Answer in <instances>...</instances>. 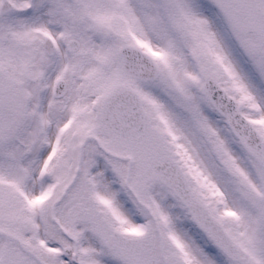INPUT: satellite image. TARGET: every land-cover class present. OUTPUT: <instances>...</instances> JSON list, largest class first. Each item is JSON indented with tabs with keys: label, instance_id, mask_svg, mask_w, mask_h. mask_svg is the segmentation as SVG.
<instances>
[{
	"label": "snow or ice",
	"instance_id": "obj_1",
	"mask_svg": "<svg viewBox=\"0 0 264 264\" xmlns=\"http://www.w3.org/2000/svg\"><path fill=\"white\" fill-rule=\"evenodd\" d=\"M0 264H264V0H0Z\"/></svg>",
	"mask_w": 264,
	"mask_h": 264
}]
</instances>
